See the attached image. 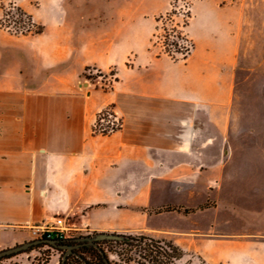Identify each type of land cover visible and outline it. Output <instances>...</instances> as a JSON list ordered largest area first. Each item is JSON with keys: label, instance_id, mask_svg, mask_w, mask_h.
Here are the masks:
<instances>
[{"label": "crops", "instance_id": "obj_1", "mask_svg": "<svg viewBox=\"0 0 264 264\" xmlns=\"http://www.w3.org/2000/svg\"><path fill=\"white\" fill-rule=\"evenodd\" d=\"M224 1L191 2L192 47L179 59L150 47L171 0L20 5L43 30H0V98H16L0 102V250L33 239L28 226L63 216L77 234L170 242L183 251L175 264H264V230L222 225L216 196L227 156L207 148L238 133L246 0ZM87 67L113 69L109 89L85 78ZM106 106L121 125L94 132ZM247 238L257 240L252 249Z\"/></svg>", "mask_w": 264, "mask_h": 264}, {"label": "rangeland", "instance_id": "obj_2", "mask_svg": "<svg viewBox=\"0 0 264 264\" xmlns=\"http://www.w3.org/2000/svg\"><path fill=\"white\" fill-rule=\"evenodd\" d=\"M10 1H0V18ZM192 1L171 0L172 5L169 11L167 10L170 14L161 13L155 17L150 39V47L154 53L166 54L164 51L167 50L173 53L176 59L183 58L182 54L175 51L176 48L170 44L175 37L167 34L166 30L170 25L167 19L171 18L173 22L181 25L187 19V15H190L189 6ZM15 2L28 7L36 4L37 0H15ZM224 2L232 3V0ZM243 3L247 11V48L242 50L245 62L241 65L238 74L239 95L232 115L233 126H237L238 133L237 135L231 133L228 144L221 146V140L218 138L217 142L210 143L207 148L217 160L220 154L225 153L227 156L220 178L221 188L216 196L221 206L220 210H225L223 211L226 216L225 221L228 220L227 224L224 222L222 225L230 228L240 227L244 230H264V0H246ZM163 14L165 15L162 17ZM161 17L163 19H160ZM0 30L15 36L31 34H14L2 26ZM113 74V69L102 73L93 67H87L84 71L85 78L95 82L96 87L101 86L103 89H109L114 78ZM2 101L12 103L16 98H0V102ZM101 112L107 119H113L108 114H114L111 106L99 111L98 118ZM208 150L205 149L206 153ZM165 222L177 224L178 219L174 217L166 219ZM67 235L68 238L87 236L74 231H68ZM90 235L93 234L88 236ZM127 241L129 242L117 243L110 240L103 242L111 264H150L144 255L146 240ZM244 241L248 250L254 247L252 243L257 240L247 238ZM161 245L165 246L164 242H161ZM197 246L208 253V242L199 239ZM61 256L62 252L41 246L4 257L0 259V264H58Z\"/></svg>", "mask_w": 264, "mask_h": 264}, {"label": "trees", "instance_id": "obj_3", "mask_svg": "<svg viewBox=\"0 0 264 264\" xmlns=\"http://www.w3.org/2000/svg\"><path fill=\"white\" fill-rule=\"evenodd\" d=\"M1 1V0H0ZM4 13L2 17L0 18V26L3 28H6L10 32H13L14 34H36L41 33L43 30V26L36 24L31 15L26 12L20 5H18L15 0H11L8 5L4 8ZM190 16V15H188ZM187 20L184 22V26H186ZM34 27V28H33ZM165 30V29H164ZM175 31V34H173L177 39H183L182 32ZM170 44L176 48L175 51L182 52L181 49L178 47V43L176 40H172ZM167 55H169L172 59H176V57L171 53L170 51L165 50L164 51ZM190 51L188 50L187 53L183 54V58L188 55ZM201 207H204L201 206ZM169 209V207L165 208ZM172 209V208H170ZM174 209V208H173ZM126 239L124 240H117V239H103L104 241L110 240L117 243H128L127 240H146L145 242V259L150 264H174L175 260L179 259L183 255V251L173 245L170 242H164V245H161L160 240L148 237L146 235H128L124 234ZM46 238V237H43ZM49 239H56L57 238H49ZM73 239H66V241H60V242H69ZM103 240L98 241V247L92 246V245H83L77 249H75L72 253L68 254L66 256V259L64 261V264H111L110 260L108 259V255L106 253V248L103 245ZM41 246H47L48 248L55 249L59 252H62L63 250L54 248L51 245L48 244H37L29 247L25 251H30L36 247ZM12 255V254H11ZM7 257L3 256L0 259ZM62 257V256H61ZM61 257L59 258L58 264H61Z\"/></svg>", "mask_w": 264, "mask_h": 264}, {"label": "built area", "instance_id": "obj_4", "mask_svg": "<svg viewBox=\"0 0 264 264\" xmlns=\"http://www.w3.org/2000/svg\"><path fill=\"white\" fill-rule=\"evenodd\" d=\"M171 5H172V3H171ZM168 11L164 12V13H167V15H169L170 12H168ZM164 15L165 14H163L162 17ZM162 17L160 19H163ZM188 19H189V16L187 15L186 20L188 21ZM167 20H168V22H170V25L166 30L168 35L174 36L173 34H175V31H173V29H175L176 31L180 30L182 32V36L184 38L179 40L174 36L175 37L174 40H176V42L178 43V47L182 51L179 53H181L183 56V54L187 53L188 50L190 51V49L192 47L191 42L186 37L185 32H184L185 26L183 24L186 20H184L181 25L173 22V20L171 18H169ZM102 113L103 112L98 114L99 118L97 117L95 120V123L93 125V131L94 132H98L101 134H107V133L112 132V131H114L120 127L121 122L116 117L115 113L114 114L108 113L109 116L113 117V119H107L105 117V115ZM28 227L31 230V233H32L34 238H43V237H46L47 239L57 238V240H60V241H66V239H74V238H68L67 233H68V231H71V227L68 224L67 219L63 216H55L51 219L43 220L41 223H39L37 225L28 226Z\"/></svg>", "mask_w": 264, "mask_h": 264}, {"label": "water", "instance_id": "obj_5", "mask_svg": "<svg viewBox=\"0 0 264 264\" xmlns=\"http://www.w3.org/2000/svg\"><path fill=\"white\" fill-rule=\"evenodd\" d=\"M103 239L124 240L126 239V237L124 234H119V233L98 232L90 236L88 235L78 236L73 239L74 243L60 242L56 239L35 238L32 240H28L23 243L17 244L15 246L0 250V258L3 256H9L11 254L25 251L33 245L44 243V244L51 245L54 248L61 249L64 251L61 257V264H64L66 256L72 253L75 249L83 245H92V246L98 247V241L103 240Z\"/></svg>", "mask_w": 264, "mask_h": 264}, {"label": "flooded vegetation", "instance_id": "obj_6", "mask_svg": "<svg viewBox=\"0 0 264 264\" xmlns=\"http://www.w3.org/2000/svg\"><path fill=\"white\" fill-rule=\"evenodd\" d=\"M68 243H74V241L72 240V241H69Z\"/></svg>", "mask_w": 264, "mask_h": 264}]
</instances>
